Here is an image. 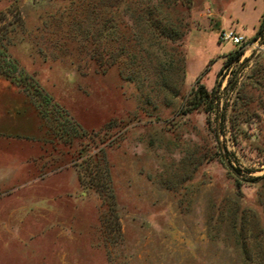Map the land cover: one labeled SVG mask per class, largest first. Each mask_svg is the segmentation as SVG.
<instances>
[{
	"label": "rangeland",
	"instance_id": "1",
	"mask_svg": "<svg viewBox=\"0 0 264 264\" xmlns=\"http://www.w3.org/2000/svg\"><path fill=\"white\" fill-rule=\"evenodd\" d=\"M98 1L0 0V264H264V0H108L104 55L75 26Z\"/></svg>",
	"mask_w": 264,
	"mask_h": 264
},
{
	"label": "trees",
	"instance_id": "2",
	"mask_svg": "<svg viewBox=\"0 0 264 264\" xmlns=\"http://www.w3.org/2000/svg\"><path fill=\"white\" fill-rule=\"evenodd\" d=\"M107 6H109L108 0H100L98 2H91V3L89 2V4L85 6L86 11H87L86 12L87 16L84 17L83 20H81L75 24L76 31H78L79 35L82 36V38H83L81 40L82 42H84L85 39H87L90 35V31L88 29H90L92 27L95 30V32H94L95 39L99 38V42H97V43H99L100 47L101 46L104 47V50H102V52H98L99 54L102 53L101 55H104L105 53L110 54L109 53L110 47H111V51L113 53V46L117 42V40L115 38L117 36V30H118V28H116L117 26H114V22L112 20L109 19L107 22L106 20H103L101 18L102 8L106 9ZM115 6L117 7V9L119 11L120 2H117ZM140 7H142V11H143L142 14L143 15L137 14V12H136ZM127 10L131 11V13L133 14L134 21L137 20V21H141V22L144 21L145 22V24L148 27V30L150 29V31L152 32V34L150 32L149 38H148V40H150V41L151 40L153 41L154 37L155 38L160 37L162 40H165V41L178 42L184 37V35L182 34V32L180 30H178L176 28H171L167 24H164V26L161 27L163 21L157 20V18L155 17V15H157L159 12V8L156 5H154L153 2H149L145 5H143V3L141 4V2H140L137 7H133L132 5H129V6H127ZM108 29H110V32H111L109 35L106 34V30H108ZM263 33H264V17L262 19L260 29H259L258 35L256 37V41H257L258 37L260 38L263 35ZM134 36L138 37L136 34ZM118 49L120 51L119 52L120 57L124 58L126 56L125 57L126 60H129L131 62L135 61V58L133 57L134 55L133 56L131 55V53L129 52L126 45H124V43H121L120 47ZM244 50L245 49H240L237 52H235L234 54H232L229 57L227 63L232 64V63L239 62L245 53ZM129 63L130 62H128V64ZM113 64H119V65L122 64L123 65L124 63H120L119 61H115V62L113 61L110 65L112 66ZM128 64H124V65H126L125 70L128 72V76L132 77L135 72L136 73H138V72L137 71H131L130 70L131 66ZM133 79H135V78H133ZM14 81L16 82V80H14ZM16 85H20V83L17 81ZM43 96H44V99H45L47 104H50L53 102L52 98L49 95H47L46 93H44ZM36 103H37V108L40 111L41 116L45 117V115L41 112L40 103H38L37 100H36ZM54 105L58 109L61 110V108H59L58 105H56L55 103H54ZM204 105L207 106L210 111L213 110V97H212V94H210L204 86L200 85L198 88L197 94H196L195 98L193 99L192 107H193V109H199ZM62 112L65 114V112L63 110H62ZM58 133H59V131H57V135H58ZM82 135L85 139L90 137V135H86L83 132H82ZM86 153H88V151H86ZM262 179H264V177L258 178L255 181H260ZM259 202H260V205L264 211V189L259 192Z\"/></svg>",
	"mask_w": 264,
	"mask_h": 264
},
{
	"label": "built area",
	"instance_id": "3",
	"mask_svg": "<svg viewBox=\"0 0 264 264\" xmlns=\"http://www.w3.org/2000/svg\"><path fill=\"white\" fill-rule=\"evenodd\" d=\"M223 41L230 42L240 49H245L248 44V40L241 34H237L235 31H229L222 36Z\"/></svg>",
	"mask_w": 264,
	"mask_h": 264
}]
</instances>
